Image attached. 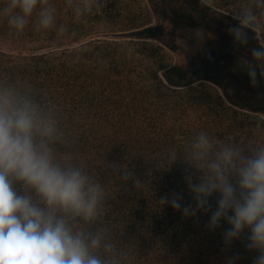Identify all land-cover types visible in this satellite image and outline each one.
<instances>
[{
    "label": "trees",
    "instance_id": "1",
    "mask_svg": "<svg viewBox=\"0 0 264 264\" xmlns=\"http://www.w3.org/2000/svg\"><path fill=\"white\" fill-rule=\"evenodd\" d=\"M159 1L172 5L170 39L180 31L193 49L185 54L187 65L168 64L164 46L179 48L163 41L165 23L136 28L133 16L101 22V3L78 19L74 8L84 1L50 0L56 9L51 29L37 31L34 14L17 36L0 17V84H25L59 114L68 144L58 145L57 155H70L103 185L110 219L101 223L127 253L123 264H224L221 230H206L208 216L199 214L196 223L158 200L186 189L185 166L170 168L171 156H183L200 132L246 149L264 145V85L250 86L239 60L244 50L233 48L226 30L247 0H220L216 8L204 0ZM92 24L111 30L95 34ZM116 24L121 29L113 30ZM197 28L205 40H197ZM258 32L264 37V28ZM110 161L121 163L119 172ZM131 170L141 180L137 189L123 178ZM233 250L244 257L239 264H251L254 254L241 242Z\"/></svg>",
    "mask_w": 264,
    "mask_h": 264
},
{
    "label": "clouds",
    "instance_id": "2",
    "mask_svg": "<svg viewBox=\"0 0 264 264\" xmlns=\"http://www.w3.org/2000/svg\"><path fill=\"white\" fill-rule=\"evenodd\" d=\"M91 9L92 0H84L74 11L79 19ZM55 12L50 0H6L0 17L18 36L34 14L37 31L55 27ZM262 14L264 0H247L226 29L233 48L244 50L239 60L253 88L264 85ZM66 31L61 25L59 33ZM195 35L205 40L203 28ZM67 144L57 112L19 81L0 84V264H123L127 258L101 223L110 219L103 185L70 155H57V146ZM177 162L185 166L186 189L162 196V206L196 223L199 214L208 216L206 230H221L224 264L244 258L233 250L237 241L254 254L251 264H264V145L246 149L200 132L183 156L172 154L170 168ZM110 167L119 172L121 163L110 161ZM123 178L136 189L141 184L132 170Z\"/></svg>",
    "mask_w": 264,
    "mask_h": 264
},
{
    "label": "rangeland",
    "instance_id": "3",
    "mask_svg": "<svg viewBox=\"0 0 264 264\" xmlns=\"http://www.w3.org/2000/svg\"><path fill=\"white\" fill-rule=\"evenodd\" d=\"M78 1V0H72ZM82 2L84 0H81ZM206 4H210L211 6H218L223 4L220 0H204ZM98 3H101V18L104 22L108 17L114 16L115 21L119 22V17L124 18L126 16H133L138 19L136 23V28H140V26L149 23L153 26L165 23V33L163 35V41L168 45H175L179 49L178 51L171 50L168 46H164L166 53L168 54V64H184L187 65L188 58L185 56L186 53L192 52V47H190L189 43L186 41L185 37H183L182 33L177 32L176 39H170L168 36L170 29H172V25L169 23V19L172 12V5L167 4L166 2H161L159 0H92V7H97ZM234 8V7H233ZM120 15V16H119ZM120 18V19H121ZM104 20V21H103ZM110 26L104 25H95L92 24L90 29L95 34H102L99 32H107ZM127 28V27H126ZM114 29H121L119 25H115ZM139 30V29H137ZM158 32V30H157ZM160 32V31H159ZM259 33V32H258ZM260 42L264 43V37H262L259 33Z\"/></svg>",
    "mask_w": 264,
    "mask_h": 264
}]
</instances>
